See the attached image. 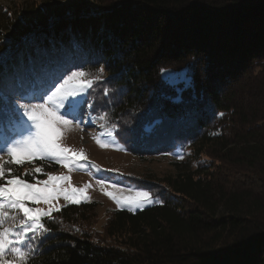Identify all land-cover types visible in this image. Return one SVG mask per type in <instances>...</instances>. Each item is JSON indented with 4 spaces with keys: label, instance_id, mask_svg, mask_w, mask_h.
I'll return each instance as SVG.
<instances>
[{
    "label": "trees",
    "instance_id": "obj_1",
    "mask_svg": "<svg viewBox=\"0 0 264 264\" xmlns=\"http://www.w3.org/2000/svg\"><path fill=\"white\" fill-rule=\"evenodd\" d=\"M72 71L93 81L80 113L130 153L185 159L127 179L160 203L112 211L101 231L94 202L45 218L27 264H264V0H88L0 34V108ZM17 120L0 114V132Z\"/></svg>",
    "mask_w": 264,
    "mask_h": 264
},
{
    "label": "rangeland",
    "instance_id": "obj_2",
    "mask_svg": "<svg viewBox=\"0 0 264 264\" xmlns=\"http://www.w3.org/2000/svg\"><path fill=\"white\" fill-rule=\"evenodd\" d=\"M84 2L86 3L88 0H0V34H13L21 26L22 19L26 21L41 19L45 17V14L54 15L66 12L69 8H71V11H75L77 4L85 5ZM162 76L170 84L184 83L185 85H189L191 82L187 69H163ZM78 79L81 81L89 80L85 75L79 76ZM88 89L82 93L84 97H86ZM36 102L38 101H32V103ZM19 103L26 102H18L17 107ZM20 114L21 116L23 115L22 109L20 110ZM99 117L93 116L90 113L81 114L79 111V119L63 128V136L60 140L61 145L69 148L72 153H82V155L76 157L77 162L68 168L64 167L62 163L46 159L44 161L58 164L57 169H48L42 164L36 163L40 159H35L30 162L25 161L22 165H19L21 166L19 170H14V167L6 166L17 165L8 163L10 158L7 155V151L0 152V158H2L0 159V163H3L5 167H10L14 176L21 178L35 188L43 189L45 187L44 182L48 180L49 175L57 177L66 176L69 178L68 180L49 183L48 187H57L59 194H47L54 195L55 197L50 199L48 203H45L43 200L38 203L26 202L29 208L39 209L41 212H47L50 207L52 208L50 216L41 217L42 224L45 218H50L53 213L57 212L56 209L60 210L67 205L94 202L96 203L97 211V222L96 224L94 223V228L96 231H101L112 211L128 210L137 212L160 203V200L150 193L151 201L141 208L128 207L127 205L122 206L105 193H112L113 196L122 197L135 195V191L129 192V189L146 190L137 187L127 179L130 177L141 178L148 172L165 175L176 171L177 167L173 162L176 159L182 158L180 152H174L161 158L139 157L130 153L116 138L114 127L108 124L105 119L101 120ZM23 119L26 120L27 118L24 117ZM100 125H103V127ZM23 130V122L17 120L11 127L9 135L0 132V146L4 144L7 138L17 137ZM94 137L99 138L107 146L101 147L96 143ZM182 159H185V156ZM36 168H40L42 171L36 172ZM29 176L32 178L31 181L27 179ZM98 179L105 183H97ZM112 185H115V187ZM73 189L78 191L73 193ZM65 190L69 197L74 196L80 202L72 203L71 199L66 200L64 198ZM5 203L7 202L5 201ZM5 211L10 210L5 208ZM15 215L18 217L17 220L5 226V228H14L16 231H19L20 229L16 227V224H18L20 219H23V215L22 213H15ZM39 233L37 232L35 236ZM35 236L32 233H28L26 243Z\"/></svg>",
    "mask_w": 264,
    "mask_h": 264
},
{
    "label": "snow or ice",
    "instance_id": "obj_3",
    "mask_svg": "<svg viewBox=\"0 0 264 264\" xmlns=\"http://www.w3.org/2000/svg\"><path fill=\"white\" fill-rule=\"evenodd\" d=\"M100 71L103 72V69L101 68ZM83 75L78 72L62 73L48 82L43 94L29 95L27 92H17L15 96L18 100L28 102L19 103L18 107L11 105V107L0 108V114H10L22 121L24 125V130L17 137L7 138L0 146V152L7 151L10 158L8 163L22 165L25 161L47 159L62 163L68 168L77 162L76 157L82 153H72L69 148L61 145L60 140L63 136V128L79 119V111L82 110L83 104L87 103L82 93L92 86L93 81L79 80L78 77ZM0 99L8 100L2 80H0ZM33 100L38 102L32 103ZM8 103L11 104V101L8 100ZM24 117L27 119L24 120ZM99 119L104 120L106 117L100 116ZM100 126L103 127V125ZM94 139L101 147L107 146L99 138L94 137ZM35 171L41 172L42 169L36 168ZM68 179L66 176L49 175L48 180L44 182L45 187L39 189L14 176L11 168L6 169L5 165L0 163V181H2L0 182V264H27L30 257V252L25 250V247H30L26 244L27 235L32 233L35 236L37 232L47 231L41 223V217L50 216L52 208L50 207L47 212H41L39 209L29 208L26 202L38 203L43 200L48 203L55 197L47 194H59L57 187H48L49 183ZM97 183L105 182L98 179ZM112 186L115 187V185ZM72 191L76 193L78 190ZM128 191H135V195L116 197L112 193L105 194L116 200L118 204L128 207L141 208L151 201L149 191L132 189ZM64 198L71 199L72 203L80 202L74 196L69 197L66 190ZM5 208L10 211H5ZM56 210L59 211V209ZM14 213L23 215V219L16 224L19 231L4 227L5 219L10 218L13 222L17 220ZM8 253H11L12 259L7 258Z\"/></svg>",
    "mask_w": 264,
    "mask_h": 264
}]
</instances>
